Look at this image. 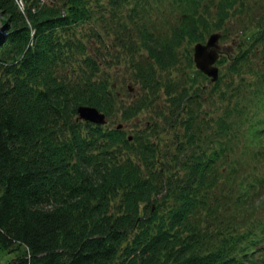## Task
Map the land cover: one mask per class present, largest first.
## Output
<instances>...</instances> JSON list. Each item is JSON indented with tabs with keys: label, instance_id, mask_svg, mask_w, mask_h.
I'll return each mask as SVG.
<instances>
[{
	"label": "trees",
	"instance_id": "1",
	"mask_svg": "<svg viewBox=\"0 0 264 264\" xmlns=\"http://www.w3.org/2000/svg\"><path fill=\"white\" fill-rule=\"evenodd\" d=\"M143 1L150 12L168 4L158 36L140 31L143 62L163 69L176 65L173 53L184 37L202 41L199 26L207 29L211 13L216 31L227 28L223 37L230 36V17H243L236 6L242 0ZM260 22L247 48L220 52L216 81L197 71L211 99L180 91L165 121L172 126L177 113L187 118L168 157L155 137L126 136L121 123L104 129L107 123L78 120L79 107L106 118L115 108L109 82L96 79L105 55H89L73 35L87 24L103 43L87 0H0V252L13 257L10 264H264V221L254 217L264 206V74L251 101L240 93L253 85L231 92L235 105L226 109L240 114L236 125L226 114L206 119L208 100L225 102L235 77L251 71V58L263 52ZM73 52L82 62L74 64ZM186 62L194 67L191 53ZM136 77L153 90L152 64L136 66ZM141 106L133 104L122 119ZM199 133L205 136L196 140ZM123 150L134 158H121ZM180 167L184 176H167ZM160 199L173 200L167 215L158 214Z\"/></svg>",
	"mask_w": 264,
	"mask_h": 264
},
{
	"label": "rangeland",
	"instance_id": "2",
	"mask_svg": "<svg viewBox=\"0 0 264 264\" xmlns=\"http://www.w3.org/2000/svg\"><path fill=\"white\" fill-rule=\"evenodd\" d=\"M154 1L155 0H151L149 3L153 4ZM242 1L243 3L239 1L236 5L238 10L243 14V17H240L242 20H239L238 17L231 16L230 22H227L228 24L225 25L230 30V36L223 37L221 35V33L226 34L227 28H222L219 31L215 30L213 25L216 20L214 19V14L211 13L207 23L204 24L207 26V29L204 30L203 24L199 26V30H203L201 43L205 44L210 36H217V45L218 48L220 47V51L231 48L234 52V47H237L238 44L246 46V48L249 46L253 34L256 35L258 33V31L254 33V31L257 30L256 25L262 27L260 21L264 19V9L259 8V4H261L259 0ZM98 4L103 5V11L99 10ZM87 5L92 10V16L96 18V29L99 30L103 43H98L92 29L87 24L74 30L73 35L78 43L89 46V55L93 56L97 49H101L100 52L105 55V60L100 58L101 65L96 79H107V82H109L114 95L115 108L107 117V124L104 129L114 127L121 123L123 124L126 136L140 135L142 138H150V140L155 137L156 143L161 148L160 151L170 157L175 154L176 143L174 136L177 134L181 137L183 132V119L187 118L185 115L183 116L177 113L171 120L172 126H169L167 121H165L166 114L171 110V107H173L175 101L178 99L180 91L188 90L192 94L198 93L197 96L199 101L205 96L207 99H211L207 91L206 95L204 94L207 83L197 74L195 67H191L188 62H186V56L188 58L191 53L192 57L193 48L198 42L194 39H190L188 36L184 37L179 47L176 48L173 53L176 65L171 66L169 69L156 67L152 62L150 63V61L143 62L147 55L141 47L140 31L146 29L149 33L153 31V33L158 36L160 28L163 29L159 18L169 15L168 4L167 8L161 5L159 10H152L151 12L147 11L146 8L148 3L143 0H99L98 2L97 0H87ZM200 12L203 11L200 10ZM98 17H100L101 23ZM116 39L122 40L121 43L126 45V48L123 47L122 49ZM160 40L164 41L166 39L161 38ZM105 43L108 45L107 48H103ZM130 47L134 50L133 55L128 53V48ZM185 53L187 54L185 55ZM71 56L74 58L72 60L74 64L82 62L79 61V55L77 53L73 52ZM251 59L252 60L249 62L251 71L235 77L236 79L231 88H229L225 102H220L216 99L208 100V102L212 103V106L211 110L206 112L211 115L210 117H206L207 121H218V116L222 117L225 114L227 115L228 121L233 126L240 120V114L235 115L237 111L232 112V110L226 109L230 108L231 105H235V101L233 98H230V95L231 92H237V90H239L238 88L244 89L249 85H253L251 88L243 90V93H240L243 102H248L249 100L251 101V93L253 94L255 90L263 85L260 83V78L258 79L257 77L264 74V47L263 52L259 51V53ZM105 61L108 63H105ZM146 64H152L155 74V85L152 91L144 90L140 84L141 82H139L136 77V66L141 65L143 67ZM75 68L78 71V66H75ZM219 75H221L220 72ZM177 86L179 87L176 88ZM177 89H179L178 92L175 91ZM208 102L205 104V109L210 107V103ZM255 102H253V104L251 102V106H247L249 111L255 109ZM135 103H141V109L138 113L133 115L129 121L123 120L122 112L127 111V109ZM229 114L232 116L229 117ZM152 132L155 133L153 136ZM199 136L202 137L205 136V134L199 133V135L194 138L196 140L200 139ZM177 142L179 143V141ZM236 142L237 140L235 137L231 145L234 147ZM204 149L210 151V147ZM118 155H120L121 158L133 157V154L127 150L118 152ZM185 155L188 154L184 152L183 156ZM173 169L174 168H171V171L169 170L167 172L168 177H171L173 173H175V175L179 174L180 176H184L181 167L176 171ZM220 174L222 180L228 179L227 174L223 171H221ZM118 200L119 199H116L112 202V211L116 208ZM158 205H160L158 214L167 215L172 208L173 200L160 199ZM254 217L259 220L264 219V206L254 214ZM209 248L210 247H205L199 250L198 253L202 254ZM12 258L11 255L0 252V264H10Z\"/></svg>",
	"mask_w": 264,
	"mask_h": 264
},
{
	"label": "water",
	"instance_id": "3",
	"mask_svg": "<svg viewBox=\"0 0 264 264\" xmlns=\"http://www.w3.org/2000/svg\"><path fill=\"white\" fill-rule=\"evenodd\" d=\"M217 36H211L205 45L197 44L193 49V62L196 69L210 78L211 82L217 79V69L214 66L218 60ZM78 120H83L96 125L106 123L105 116L96 109L79 107L77 109Z\"/></svg>",
	"mask_w": 264,
	"mask_h": 264
},
{
	"label": "built area",
	"instance_id": "4",
	"mask_svg": "<svg viewBox=\"0 0 264 264\" xmlns=\"http://www.w3.org/2000/svg\"><path fill=\"white\" fill-rule=\"evenodd\" d=\"M18 4H19V6L21 7V5H22V4H21V2H20V1L18 2Z\"/></svg>",
	"mask_w": 264,
	"mask_h": 264
}]
</instances>
